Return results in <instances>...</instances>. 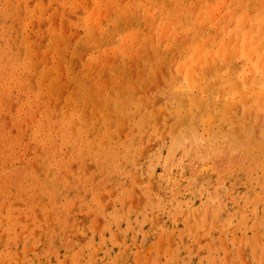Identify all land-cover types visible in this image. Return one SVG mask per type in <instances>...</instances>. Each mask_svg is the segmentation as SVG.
I'll use <instances>...</instances> for the list:
<instances>
[{"label": "rangeland", "instance_id": "rangeland-1", "mask_svg": "<svg viewBox=\"0 0 264 264\" xmlns=\"http://www.w3.org/2000/svg\"><path fill=\"white\" fill-rule=\"evenodd\" d=\"M224 1V30L213 29V36L228 45L233 41L226 49L229 63L237 61L234 78L254 76L253 85L256 78L264 80V47L244 51L235 15L226 13L237 4ZM144 4L154 10L148 11L146 34L127 49L134 56L126 73L117 80L105 66L95 70L93 60L103 47L107 51L98 58L122 63L111 46L130 28L114 20L115 5L138 16L134 5ZM176 5L177 0H0V264H264L263 103L244 96L245 106L261 114L245 119L236 151L229 147L230 132L224 133L226 151L212 152L195 118L180 125L172 116L165 79L176 75L181 54L157 65L153 50L163 54L159 12ZM247 22L245 29L253 26ZM191 43L190 50L204 49V40ZM100 77L102 98L110 93L112 100L95 107L81 96L84 84ZM253 89L259 96L260 86ZM190 130L194 148L205 156L202 170L181 150ZM67 133H81L91 147L67 143ZM107 152L118 154L119 172L113 173Z\"/></svg>", "mask_w": 264, "mask_h": 264}, {"label": "bare ground", "instance_id": "bare-ground-1", "mask_svg": "<svg viewBox=\"0 0 264 264\" xmlns=\"http://www.w3.org/2000/svg\"><path fill=\"white\" fill-rule=\"evenodd\" d=\"M11 1H13V0H11ZM195 1L196 0H177L178 5H176L173 8L167 7L166 9H163L159 12L158 23H156V24L158 26H160V31L158 32V39L160 41H162V43L160 42V44L163 45V54L160 55L158 53V51L156 49H154L153 55H154V58H155L157 65H159L160 63L163 62V60L171 58L172 53L180 52V54H181V63H180V66L176 70V75L170 76V78L168 77L165 79V81L168 84V87L170 89V93H171L170 96L172 97V101L170 102L171 110L169 109V111L171 113L173 112L172 116L175 115L176 118H179L180 125L187 118H191V119L195 118V120H197L195 123L199 122V124L202 126L203 132L205 131V133L208 134L209 138L207 140L208 142H206L208 145L207 148H210L212 150V152H216V153L224 152V150H225L224 147L226 146L224 142H226L225 139L228 136V134H227V136H224V133L227 131L230 132L229 134L231 136L230 135L229 136L231 137L232 144H229L230 145L229 147H231L230 149L232 151L233 150L236 151L237 149L241 148V145H242L241 140H240L239 130L245 128L244 127V125H246V124H244L245 119L250 118V116L252 114L253 115L254 114L260 115L261 114L258 111H252L253 108L251 110L245 106L244 96L245 95L252 96V99L254 100V102L263 103V106L261 109L264 112V80H260V79L256 78V81L254 82L255 79L253 78L254 77L253 76L252 78L249 79V81H252V79H254L253 80L254 83L252 85L251 83H249L248 80L246 81L245 76L243 74L237 78H234L237 61H235L234 63H229V59H231L232 56H230L231 52L226 49L227 48L226 45H228V44L225 42H222V41L218 42L217 40L219 38V35L217 36L218 38H214V36H213V34H214L213 29H217L219 27V30H224V27L222 28V25H221V19H222L221 15L224 14L225 12L224 13L220 12L221 9L224 7V5H220L221 4L220 2H222L223 0H200L199 2L197 1L198 3H196ZM43 2H44V0H43ZM225 2H227V0L224 1V3ZM234 2L237 5L231 4L232 6L229 7L228 12H226V13H228L231 17L233 15H235V18L233 19L235 24H233V23L232 24L236 25L238 28L237 29L238 33H236V36L241 34V38H239L237 40H239V41L242 40L243 49L245 52L248 51L249 49H251L252 47H256V46L263 48L264 47V5H256L258 3V1H256V0H234ZM234 2H233V4H234ZM249 2H250V5H248ZM260 2H262V1H260ZM102 3H104V1H102ZM263 4H264V0H263ZM146 5L145 4L144 5H134L136 7V9L138 10V16H136L133 13L134 11H132L129 7H126V5H125V8H122L120 5H115L116 9L119 11H118L117 15L115 14L117 11H115L114 20L120 22L118 24H122L123 26H127L130 28V31L126 35H123V34L119 35L117 42H115L111 46V48L114 51V53H113L114 56H117L116 60H117V58L120 57L122 60V63H121V66L118 67L115 65H109L108 64L109 60L111 61L112 57L109 60L106 59L105 57L98 58L107 51L103 47L101 49L99 56L96 57L97 59L93 60L92 67H94L95 70L97 69V68H95L97 66H105L102 69H109V71L111 73L117 75V78H116L117 80L122 77V75L120 76L121 71L123 72V75L126 73V70L128 69V67L130 65L128 57L133 58V56H134V55L131 56V54L134 53V50H133V53L131 52V54L129 56H127V53H128L127 49L131 47V44L134 43V40H136L142 33L146 34V23L148 20L147 17L149 16L148 11L151 12L152 10H154V8H152V10L151 9L148 10L145 7ZM13 6H14V4H13ZM20 6H21V3H20ZM113 6L114 5H108L107 8L108 7L112 8ZM165 6L166 5H162V8H164ZM17 7L19 8V6H17ZM147 7H150V6L147 5ZM92 11H94L95 13L97 12V11H95V9H92ZM225 11H227V10H225ZM36 12H38V11H36ZM105 12H108V10H106ZM222 12H223V10H222ZM82 13H84V12H82ZM92 13L90 16L88 15V17H87L88 20H89V17L95 16V13H93V14ZM220 13H221V15H220ZM242 13H243V15H242ZM96 15H97V13H96ZM99 17H101V14L99 15ZM92 18L93 17H91V19ZM203 20H204V24L209 21V24L207 23L208 26L205 27L203 25V23H202ZM154 21L152 24H154ZM246 21H248L247 24L249 23L250 25H253V26L250 27L249 29H245L243 22H246ZM56 24H58V23H56ZM53 25H54V23H53ZM148 25H149V23H148ZM154 26H155V24H154ZM203 26H204V35L201 34V32L203 30L202 29ZM96 27H98V25ZM189 30H190V32L188 33ZM225 30H228V29L226 28ZM244 30H246V32H244ZM187 33H188V35H187ZM190 33H192L191 34L192 37L191 36L188 37ZM77 34H78V32H77ZM220 34H222V33H220ZM223 34H226V33H223ZM91 35L92 36L94 35L93 32ZM115 36H116V34H115ZM178 37L181 39H178ZM113 38H115V37H113ZM153 39H154V36H153ZM191 39H192V41H194V43H191V44H194V45H195V41L197 42V41L204 40V49L201 48L200 45H198L197 48L196 47L194 48L193 45H191V47H193L192 50H190V48H187V43H189L191 41ZM208 39L210 40V44L212 46L207 49V47H208L207 40ZM96 40L98 41V37H96ZM107 40L108 39H106L105 42ZM147 40H148V38H147ZM26 41H27V39H26ZM129 41H131V42L129 43ZM239 41H237V42L239 43ZM152 42H155V41H152ZM230 44L228 45L229 48H230ZM136 46H137V44H136ZM133 47H134V45H133ZM236 48H239V46L238 47L236 46ZM108 49H110V48L108 47ZM140 50L138 49L137 52L138 51L140 52ZM148 51H149V49H148ZM238 51H239V49H238ZM237 52H236V54H237ZM234 56H236V55H234ZM253 56L255 57L256 55H253ZM175 60H177V59H175ZM115 62L116 61H114V63ZM261 62H263V61H261ZM61 63H63V61ZM60 64H59V66H61ZM145 64L146 63L144 62V65ZM197 65H198V68H200L199 72L196 71ZM59 66L57 68H60ZM139 66H141V65H139ZM162 66H163V64H162ZM173 67L174 66H172V69H173ZM86 69H85V71H86ZM95 70H93V71H95ZM251 70H253V68ZM51 71H50V74H51ZM93 71H89L88 74L86 75V77H90V74H92ZM150 71L155 72L156 68H150ZM260 71H262V68L257 67L256 72L258 73ZM162 72H164V71H162ZM172 73L174 74L173 71H172ZM254 73H255V71H254ZM165 75H166V73L164 72V76ZM95 77H96V75H95ZM255 77H256V75H255ZM44 81H43V83L45 85ZM89 81H90V79H89ZM103 81H104L103 78L100 77L99 80L95 81L92 86H87L84 84V91H83V94L81 96V99L84 100V102L91 103L95 107H96L97 103L101 102V101H102L101 103L104 102L105 105H108L109 99L110 100H112V99L110 97V93H106L107 97L104 96L102 98V96L105 95L104 93L106 91V88L103 84L104 83ZM161 81L164 82V80H160V83H158V86H159V84H161ZM41 86H43V85H41ZM258 86H260V94H259V96H255L253 93V90H254L253 88L258 87ZM165 87H167V86H165ZM159 88L160 87H158V89ZM116 96H117V94H116ZM164 97H167V95ZM165 100H166V98H165ZM119 101H120V99H119ZM115 102L118 103V100ZM122 106L119 105L117 107V109H119L121 111ZM164 107L167 108L166 105H164ZM164 107H163V109H164ZM236 108H238V109L236 110ZM161 109H162V107H161ZM240 109H242V111H239ZM163 112H164V110H163ZM243 114H246L247 117L242 118ZM166 115L167 114L165 113V116ZM26 119L28 120V118H26ZM105 120H106V117H105ZM259 120H261V121H259V123L261 122L260 127L263 125V128H264V114H262V116H260ZM28 123H30V121ZM66 123H68V122H66ZM259 123H257V124L259 125ZM188 125L190 126L189 123H187V126ZM258 125H256V126H258ZM74 126L75 125L73 124L72 127H74ZM185 128H187V127H185ZM220 130H223L222 133L220 132ZM174 131H176V130H174ZM188 132L190 134L189 135L190 138L187 140L188 141L187 144L181 145V150H182V152L191 153V156L194 158V161L196 162V164L198 166V169L202 170L204 168L205 156L203 158V155H200L198 153V152H200V151H197V150H199L198 147L194 148L196 142L193 139L192 134L195 132V130H194V132H192L191 130ZM67 134H68L67 140H66L67 143L70 141V139H72L73 145L78 144L81 147L83 145L87 146L88 148L91 147L90 144L87 145L85 142H83V139H82L83 135L81 133H79L77 137H72V135L70 133H67ZM181 135H179V136L181 137ZM182 137L180 140H183V143H184L185 142L184 140H186V139L185 138L183 139ZM263 138H264V130H263ZM231 142H229V143H231ZM250 142L254 143V139L251 138ZM180 143H182V141H180ZM213 143L215 144V146L213 145ZM219 143H221V144L219 145ZM179 145L180 144H178V146ZM201 145H203V144H201ZM204 149H205V147H204ZM175 150H177V149H175ZM262 150L264 151V147H262ZM246 152L247 153L253 152V149L248 148V149H246ZM187 153H186V155H187ZM204 153H206V152H204ZM107 155L112 160L113 173L119 172L120 169H119V166L117 164V162H119L118 161V159H119L118 154L117 153L116 154H110L109 152H107ZM209 165H211V164H209ZM180 166H182V165H180ZM259 166H260V164H259ZM70 167H72V165ZM136 180H138V179H136ZM224 191H225V189H224Z\"/></svg>", "mask_w": 264, "mask_h": 264}]
</instances>
